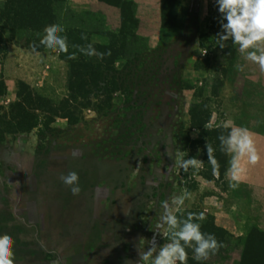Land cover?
Wrapping results in <instances>:
<instances>
[{"label":"rangeland","instance_id":"374dc122","mask_svg":"<svg viewBox=\"0 0 264 264\" xmlns=\"http://www.w3.org/2000/svg\"><path fill=\"white\" fill-rule=\"evenodd\" d=\"M143 1L134 0L136 31L150 48L162 47L160 54L149 56L148 77L144 72L126 75V62L118 61L102 82V87L116 84L118 89L105 101L94 86L88 94L92 105L85 107L81 104L86 98L70 87L78 80L70 77L72 59L46 47H28L15 34L10 37L2 15L10 9L8 0H0V236L13 238L14 264H139L140 253L153 240L157 252L167 242L156 230L161 202L167 200L175 208L173 199L184 193H190V199L178 215L193 214L200 231L213 234L223 245L200 261L186 249L187 264L239 261L240 237L237 243L235 237L229 241L230 232L218 225L211 211L224 204L223 196L226 203L234 201L222 195V188L206 183L213 173L206 146L215 150V158L222 155L216 136L228 135V119H236V109L242 107V67L230 62L236 45L231 39L224 48L217 43L222 30L215 0H168L169 8L178 3L181 29H161L153 45L139 33L141 17L156 10ZM66 4L72 13L65 9L56 17L64 28L62 36L75 34L74 24L81 25L77 20L87 11L105 16L109 34L121 27L108 24L103 11L115 6L122 14L119 0ZM123 8L132 14L130 4ZM113 12L111 20L116 18ZM100 35H92L90 42H105L106 36ZM19 81L28 87L22 97ZM26 120L32 122L29 128L18 124ZM215 128L223 131L216 135ZM193 157L201 162L199 169L179 167V160ZM70 172L79 176L81 192L76 196L61 179ZM225 185L229 194H239L242 200L235 203L247 213V188L232 189L229 181ZM200 213L205 220L195 219ZM244 219L241 237L253 225Z\"/></svg>","mask_w":264,"mask_h":264},{"label":"clouds","instance_id":"9594fccd","mask_svg":"<svg viewBox=\"0 0 264 264\" xmlns=\"http://www.w3.org/2000/svg\"><path fill=\"white\" fill-rule=\"evenodd\" d=\"M217 11L221 17V32L217 41L220 48L225 47L226 41L231 39L234 45H238V51L245 54L249 61L258 63L260 70L264 72V0H215ZM226 21V22H225ZM43 38L40 45L49 51L65 53L68 59H76V53L68 52L67 36H62L64 28L60 25H51L44 28ZM82 39H87L82 36ZM86 56H96L103 59L107 53H98L93 44L87 47L74 46ZM249 49H252L249 51ZM259 53V54H257ZM227 128L228 125H225ZM220 151L230 156L229 168L225 175L229 178V187L236 189L239 186L241 175L245 171L242 161L247 157V162L255 164L259 157L252 134L246 128L231 127L227 136L220 135ZM208 161L212 166L213 174L218 178L219 164L214 156L211 145L206 146ZM179 167L187 171L191 166L194 169L201 167L194 157L178 161ZM65 185L70 186L73 196L79 195L81 188L79 176L76 172H70L61 177ZM185 199H190V193H184L173 199V208L167 200L161 202L163 213L157 223L156 230L164 241L159 251L153 240L152 246L147 251L140 253L139 264H187L188 253L191 249L194 253L193 259L206 260L210 253L215 254L223 245L218 242L211 233H202L200 224L193 222V214L189 213L186 218L179 216ZM196 220L206 219L203 213L195 217ZM162 229V231H161ZM14 240L5 234L0 236V264H14L15 254L13 252ZM155 253V254H154Z\"/></svg>","mask_w":264,"mask_h":264},{"label":"trees","instance_id":"16d2710c","mask_svg":"<svg viewBox=\"0 0 264 264\" xmlns=\"http://www.w3.org/2000/svg\"><path fill=\"white\" fill-rule=\"evenodd\" d=\"M119 3L122 7V16L121 27L117 31L109 34L110 31L107 28L105 16L97 12L87 11L82 13L80 19L77 20L81 25H77L76 23L74 24L73 27H76L75 29L73 28V30H75V34L71 31L67 36V41L73 48L72 52L76 53L77 56V58L71 60L70 63V77L74 76L78 80L75 85L72 84L70 87L72 89H78L80 94L86 98V103L81 104L85 107H90L92 105V100L88 94L93 91L94 86H99V88H97V90L101 92L99 97L103 96L105 101L110 100V92H112V90L118 89L119 85L116 84L113 88H110L107 85L102 87V82L106 81L108 72L112 69V65H115L118 61H124L126 62L124 66V68H126V71H124L126 75L133 76L134 72L141 75L140 72H144L148 77L150 66L146 65L149 56L153 53L155 54L156 52L160 54L159 52L162 48L161 45L157 48H150L145 42L146 38L137 33L136 29L138 27V18L135 15L134 0H119ZM168 3V0H161L162 29H181V25L177 20L178 3L176 2L173 5V8L172 6L169 8ZM125 4L131 5L132 14L123 8ZM8 6L10 9L7 15L4 11L2 15H4V17L8 20L6 26L8 25L10 27L9 36L14 37L15 34L20 42L25 41L26 46L38 49L43 47L40 45V39L43 38L44 28L51 25H57L58 20L56 17H58V13L65 9L70 10V13H72V9H70V7H66V0H8ZM171 11H173L172 18L169 20L168 15L171 14ZM79 26H82V29H80ZM98 34H103L100 36L105 35L107 39H104L105 42L97 41L93 43L95 50L98 53H111L110 55H104L103 59H98L96 56H86L74 47L80 46L86 48L87 45L91 43V36L96 35L97 37ZM82 36H86L87 39H82ZM155 60L157 61L158 58ZM157 64L158 66L154 65L157 69H159L160 63ZM26 88L28 87L23 81L18 82V97L23 96V91ZM1 91L2 90H0V92ZM93 106H97L98 109L101 108V105H97V103H94ZM55 109L56 108L52 106V112H55ZM63 109L68 110V108L64 106ZM28 122L29 121L26 120L21 121L18 124H23V127L29 128L32 122H29L30 124H28ZM221 130L223 131L222 128H215L214 132H216V135H219V131ZM218 137L219 136H216V144L220 145V141L217 140ZM220 153H222V155H218L216 157L219 164L218 177L223 178L226 169L227 155L223 152ZM214 178H216V175L212 173L211 177L208 179ZM234 237L235 236L232 233H229V241L233 240ZM229 241L227 240L226 243L228 244ZM220 243L222 244V242ZM239 243L242 248V255L237 264H264L263 230L255 225H252L246 235L239 238ZM197 264L205 263L197 262Z\"/></svg>","mask_w":264,"mask_h":264},{"label":"crops","instance_id":"0c3cea01","mask_svg":"<svg viewBox=\"0 0 264 264\" xmlns=\"http://www.w3.org/2000/svg\"><path fill=\"white\" fill-rule=\"evenodd\" d=\"M135 1L137 4L140 2V0ZM156 1L157 0L143 1V4L148 5L150 9L155 7L156 10H151V15H147L145 19L141 17L139 26V33H144L142 35L148 37L153 45H155L159 37L156 35V32L160 33L162 29L161 0H159L158 7L157 4L155 6ZM111 7L112 8H103V11L106 14L108 24L116 28L121 25V13L115 6ZM113 11H115L116 18L114 17L111 20L110 13H114ZM251 50L252 49H249V51ZM239 57H241V59ZM230 62H233L235 65L240 63L242 67V86L244 87L242 90L244 94L239 98V103L242 107L236 109V119L235 117H231L228 119L230 122L228 121L229 123L227 124L230 130L231 127H241L249 130L253 136L257 155L259 157L255 164L248 163L247 157L242 161L245 171L241 175L239 185L245 186L248 191L246 202L247 213H243L237 206V202L235 203L236 200H242L239 194L235 193V191H232V195L229 194L230 192L225 185V181H229L225 173L229 168L230 156L227 155L226 169L223 178H217L216 176L214 179H207L208 182L206 183L208 187L213 186L220 189L222 188L221 191L224 193L222 195L226 197L230 195L229 197L234 201L233 203H229L228 199L226 203V198L223 196L221 200L224 204L218 208L211 209V211L218 225L228 230L237 239L246 232V224H243V220H245L244 217L248 218L253 225L264 231V72L260 70L258 63L247 60L245 54H241L238 51V45L234 46L232 49ZM245 105L247 107L243 109ZM220 183H223V185H219ZM199 186L201 187L202 184H199ZM241 255L242 248L240 247L239 257L235 261L240 260Z\"/></svg>","mask_w":264,"mask_h":264}]
</instances>
